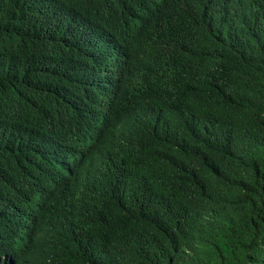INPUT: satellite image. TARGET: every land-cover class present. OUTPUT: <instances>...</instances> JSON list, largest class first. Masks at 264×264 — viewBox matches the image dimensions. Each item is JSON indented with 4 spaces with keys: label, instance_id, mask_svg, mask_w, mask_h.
I'll list each match as a JSON object with an SVG mask.
<instances>
[{
    "label": "trees",
    "instance_id": "trees-1",
    "mask_svg": "<svg viewBox=\"0 0 264 264\" xmlns=\"http://www.w3.org/2000/svg\"><path fill=\"white\" fill-rule=\"evenodd\" d=\"M0 264H264V0H0Z\"/></svg>",
    "mask_w": 264,
    "mask_h": 264
},
{
    "label": "clouds",
    "instance_id": "clouds-1",
    "mask_svg": "<svg viewBox=\"0 0 264 264\" xmlns=\"http://www.w3.org/2000/svg\"><path fill=\"white\" fill-rule=\"evenodd\" d=\"M66 21L67 19L64 23ZM126 57L127 52L123 45L107 40L94 58V68L101 74V78L96 83L101 89L98 97L106 109L113 108L116 104ZM145 163L143 160L133 163L126 169L124 176H131L136 168Z\"/></svg>",
    "mask_w": 264,
    "mask_h": 264
}]
</instances>
